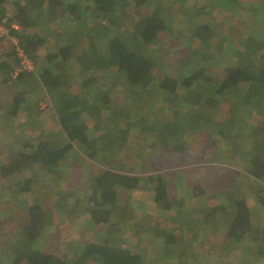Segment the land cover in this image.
Returning a JSON list of instances; mask_svg holds the SVG:
<instances>
[{"label":"trees","instance_id":"16d2710c","mask_svg":"<svg viewBox=\"0 0 264 264\" xmlns=\"http://www.w3.org/2000/svg\"><path fill=\"white\" fill-rule=\"evenodd\" d=\"M167 1L76 0L64 3V0H0V23L6 16L7 26L20 20V29H13V34L19 38L35 67L38 65V53L43 54L40 50L46 52L38 66L39 74L36 78L42 89L49 92L58 112L60 134L66 137L57 142L38 140L33 145L24 143L17 150V156L3 164L0 162V178L23 176V180L15 185L18 189L15 186L12 187L13 190L6 188L8 195L28 196L32 190V182L38 175V171L34 172L36 176L32 172L38 164L46 172V176H49V184L53 181L54 186L50 187L56 202L68 203L71 194L65 188L72 169H84L81 166L89 164L76 144L82 147L84 154L94 159L97 155H104L102 148L109 144L124 149L132 129L147 135L158 132L161 146L173 148L170 151L174 154L187 153L193 150V146H205L204 150L211 154L210 159L218 153L232 157L235 155L236 159L243 162V168L248 171L252 182L257 184L264 179V33L260 37V31L264 30V6L259 8L247 5L250 9L241 19L231 20L232 26L225 23L223 29L217 26L216 30L213 29L216 24L213 17L216 9L223 6V9L234 11L242 4L241 0H215L199 13L196 10L182 12L183 9L174 8L179 2L186 0H171L173 4L169 7L174 8L179 16L180 13L183 15L173 20L161 13V8ZM58 7L59 13L62 9V16L66 13L68 15V20L62 17L65 20L61 23L65 26H60L61 31L52 25L51 20L53 15L58 16ZM259 10L262 11L261 15H257ZM123 19L126 22L129 20L130 25H120L119 22ZM68 21H82L78 24V28L83 29L79 34L80 40L83 36L90 37L82 50L87 57L81 60L72 55L66 44L61 45L62 42L56 50L46 51L50 38H62L65 30L70 28ZM107 22L113 29L118 27L115 29L116 34L109 39H106V31H100ZM203 24H207L209 29L204 28L205 38L200 39L198 29L204 27ZM161 33H167L169 38L174 37L173 43L167 42L171 48L174 47V52H177L178 41L182 44L199 43V52L204 59L198 53L196 56L189 55L184 60L186 66H179L174 74V68L159 62L155 54L156 48L151 47ZM162 43L157 45L162 48ZM214 51L221 55V60L228 62L223 73L214 68L215 60L211 57ZM4 55L0 61V70L12 71L19 64V58L14 49ZM7 55H13L15 66L8 63ZM241 56L247 62H239L238 57ZM235 57L236 62L233 61ZM73 61L77 63L72 67L70 62ZM93 62H100L106 70L114 67L124 76L117 84L122 86L123 94H130L135 98L131 102L133 110L129 115L122 113L121 116L117 109L119 106H129L130 101L124 99L118 104L112 102L109 92L104 91L101 84L96 82V76L82 77L79 81L81 91L78 94L71 93L66 71L74 69L81 74V67L91 66ZM191 64L194 67L190 68ZM31 76L34 78L35 74H22L17 82L21 86V82ZM208 85L209 90L205 92ZM20 91L19 89L18 92ZM22 99L23 94L17 93L12 100L13 117L18 116L22 110L28 111L29 107L23 104L25 101ZM155 100L158 107L165 109L168 106L172 110L170 118L162 124L158 120L150 121L157 113ZM39 103L37 101L36 105ZM225 104H228V110ZM256 111L261 115L258 119L261 124L252 128L253 123L249 119ZM84 113H97L101 116L108 114L105 123L92 125L87 123ZM250 143L255 147L249 148ZM244 147L246 148L243 149ZM229 148L236 149L235 153L232 154ZM99 172L91 178L81 177V180L94 183V187H90L92 189L88 202L92 204L90 226L99 227L107 223L110 226V215L119 190H138L144 179L150 182L148 186L152 182L157 184V201L167 198L169 182L164 173L144 178L113 168ZM26 173L29 174L27 178L24 177ZM61 173L66 177L60 176ZM261 190L256 195L264 209V188ZM234 204L232 217H227L226 221L221 220L229 238L252 246L244 249L249 254L264 255V228L260 223H254V213L250 211L246 199H237ZM40 205L28 202L24 206L25 215L19 233L22 237L10 243V257L7 262L0 259V264H155L161 256L168 259L171 257L173 249H163L160 244H153L154 248L152 245L126 247L113 245L108 241L84 243L72 255L44 253L37 249L36 244L39 237L44 236L42 230L49 221L44 216L46 211ZM11 210L13 209L10 207Z\"/></svg>","mask_w":264,"mask_h":264},{"label":"rangeland","instance_id":"374dc122","mask_svg":"<svg viewBox=\"0 0 264 264\" xmlns=\"http://www.w3.org/2000/svg\"><path fill=\"white\" fill-rule=\"evenodd\" d=\"M71 1L76 0H64V3ZM170 1L168 0L167 4L162 6L161 13L168 15L173 20L183 16L182 13L179 16L178 12L174 10L176 7L180 10L183 9L182 12L196 10L199 13V11L206 10L204 8L215 0H186L179 2L174 8L169 7L173 4ZM241 3L240 7L235 8L234 11L219 6L213 14L216 22L213 29L217 30V26L223 29L225 23L231 25V20L238 21L241 19L250 9L247 5H254L259 8L264 6V2H260V0H241ZM261 13L262 11L259 10L257 15H261ZM55 15L51 18L52 25L61 31L60 26H65L61 22H64L68 15L66 13L62 16V9L59 13V7L58 16ZM62 17L65 19L62 20ZM69 20L71 21V18ZM16 23L19 24L20 29V20L17 19ZM79 23L82 21H73V23L68 21L70 28L65 30L63 37L50 38L47 50L46 47L44 49L54 51L62 42L61 45L66 44L77 60L87 57L82 53V50L87 46L86 40H90V37L83 36L84 38L82 37L83 39L80 40L79 34L83 29L78 28ZM119 23L122 26L130 25L129 20L126 22V19ZM203 25L204 27L201 26L198 29L200 39L205 38L204 28L209 29L207 24ZM115 29L107 22L100 31H106L108 37L106 39H109L110 36L116 34ZM263 33L264 30H261L260 37ZM93 37L97 40L96 36ZM173 38H169L167 33H161L157 42L151 47L156 48L155 54L159 62H164L174 68L172 71L174 74L179 66H186L184 60L189 58V55L196 56L198 53L199 57L204 59L202 53L199 52V43L182 44L178 41L177 52H174V47L171 48V45L167 43H173ZM161 42H163L162 48L164 49L157 45ZM6 43L7 47L13 46L11 39ZM40 51L44 55L46 54L44 50ZM216 53L214 51V55L211 56L215 60L214 68L219 73H223L228 62L221 60V55ZM43 54L38 53V65H36L35 70L16 72L15 69L18 66H15L16 62L13 55L6 57L8 63L15 66L14 69L12 71L0 70V101L5 100L7 95L9 96L8 112L11 114L12 100L17 93L23 94L22 100L25 101L23 104L29 107L28 111L22 110L18 116L13 117L12 122L0 123V162L2 164L17 156V150L21 149L24 143L33 145L37 144L38 140L57 142L65 137V135L60 134L61 126L59 125L56 106L53 104L49 92L42 89L36 78L39 74L38 66L42 62ZM4 56H0V61ZM242 56L241 58L238 57L239 62H247ZM233 61L236 62L237 58L235 57ZM76 63L73 61V63L70 62V65L73 67ZM33 66H35L34 63ZM189 67H194V64L189 65ZM81 69V74L74 69L66 71L65 76L68 78L71 93L78 94L81 91L79 81L82 77L92 78L96 76V82L101 84L104 91L109 92L111 100L115 104L121 103L124 99L130 101L129 103L134 101L135 98H132L130 94H123L122 86L117 84L121 82V79H124V76L119 74L114 67L106 70L100 62H93V65L83 66ZM26 73H33L35 77L31 76L24 79L20 86L17 82L18 77ZM209 87V85L206 87L205 92L209 90ZM19 89L20 92H18ZM37 101L40 103L36 105ZM154 103L157 113L150 118V121L158 120L162 124L170 118L172 110L168 106H165V109L158 107L157 100ZM225 107L227 110L229 109L228 104H225ZM132 110L133 105L131 103L123 108L119 106L117 112L121 113L122 116V113L129 115ZM107 114L101 116L97 113L94 115L84 113L87 123L92 125L105 123ZM126 117L128 118V116ZM260 117L261 115L257 111L251 115L249 121L253 123L252 128L261 124L258 120ZM262 127L264 128V123ZM157 133L155 131L147 135L132 129L124 149L115 148L109 144L102 148L104 155H97L94 159L84 154L82 147L76 144L79 152L84 155L89 164L81 166L84 169L77 167L72 169V173L69 175L70 180L67 182L68 186L65 188L71 194L68 203L56 202L50 187L54 186L53 181L49 184V176H46V172L42 171L38 164L35 165L32 172L35 175L34 172L38 171V175L36 180L32 182V190L28 196L21 194L11 196L6 192V188L13 190L12 187L23 180L22 175L0 178V259L7 262L10 257V250H8L10 243L14 239L22 237L19 233H21L22 220L25 215L23 208L29 202L30 204H41L40 206L46 211L44 216L49 221L45 223L46 228L42 230L44 236L39 237L36 244L37 249L44 253H53L58 256L72 255L84 243L108 241L113 245L118 244L126 247L160 244L159 246L163 249L168 247L173 249L170 259L161 256V259H158V263L155 264H264V255L249 254L250 252L244 251L245 248L252 246H248L245 242L231 240L227 230H225L226 226L221 221L222 219L226 221L227 217L231 218L235 210L234 201L244 198L249 204L250 211L252 214L254 213V223H260L263 229L264 209L257 200V195L264 188V179L259 180L257 184L252 182L251 177H248V171L243 168V162L240 161L241 159H236L235 155L234 158L218 153L213 159H210L211 154L204 150L205 146L200 148L193 146V150H189L187 153L174 154L170 151L173 148L166 149L161 146ZM212 147L214 148V146ZM253 147H255L254 144ZM253 147L250 143L249 148ZM229 150L232 154L236 151L232 148ZM237 150L241 151L240 149ZM107 168L144 178L164 173L169 182L167 198L163 201H157V184L152 182L148 186L150 182L144 179L138 190H119L117 202L113 207V213L110 215V226L108 223L99 227L90 226L92 204L88 202L92 189L90 187L91 185L94 187V183L81 180V177L91 178L100 173L99 171ZM28 175L26 173L24 177ZM62 175L61 173L60 176ZM62 177L65 178L66 176ZM15 187L18 189L17 186ZM56 189L58 190V186ZM57 196L59 197V195ZM10 207L13 210L10 211Z\"/></svg>","mask_w":264,"mask_h":264},{"label":"built area","instance_id":"2783aa9c","mask_svg":"<svg viewBox=\"0 0 264 264\" xmlns=\"http://www.w3.org/2000/svg\"><path fill=\"white\" fill-rule=\"evenodd\" d=\"M8 18L7 16L2 20L0 23V56L4 55L5 52L7 53L9 50V47H7L6 42H8L10 39L13 44V49L16 52V55H18L19 58V65L15 69L18 71H31L34 69L32 61L29 59V55L27 54L24 47L21 46L20 40L18 37H16L13 34V29H19V24L17 25L16 22L12 23L10 26H7ZM14 70V71H15Z\"/></svg>","mask_w":264,"mask_h":264},{"label":"crops","instance_id":"0c3cea01","mask_svg":"<svg viewBox=\"0 0 264 264\" xmlns=\"http://www.w3.org/2000/svg\"><path fill=\"white\" fill-rule=\"evenodd\" d=\"M10 105V101H9V96L7 95V97H5V100H1L0 101V123L1 122H7L10 123L13 120V114H12V109L11 110V114L8 112V108Z\"/></svg>","mask_w":264,"mask_h":264},{"label":"flooded vegetation","instance_id":"af4514ba","mask_svg":"<svg viewBox=\"0 0 264 264\" xmlns=\"http://www.w3.org/2000/svg\"><path fill=\"white\" fill-rule=\"evenodd\" d=\"M21 46L24 47L22 44H21ZM11 50H13V47H9V50H7V51L11 52ZM17 57H18V55H17ZM18 65H19V64H18ZM18 65H17V66H18Z\"/></svg>","mask_w":264,"mask_h":264},{"label":"clouds","instance_id":"9594fccd","mask_svg":"<svg viewBox=\"0 0 264 264\" xmlns=\"http://www.w3.org/2000/svg\"><path fill=\"white\" fill-rule=\"evenodd\" d=\"M31 59V58H30ZM33 70H35V66H34V69Z\"/></svg>","mask_w":264,"mask_h":264}]
</instances>
